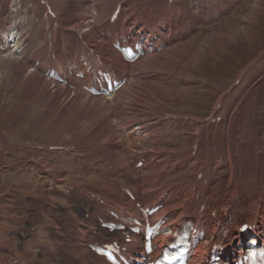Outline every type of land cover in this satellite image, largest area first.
I'll list each match as a JSON object with an SVG mask.
<instances>
[{
  "label": "rangeland",
  "instance_id": "rangeland-1",
  "mask_svg": "<svg viewBox=\"0 0 264 264\" xmlns=\"http://www.w3.org/2000/svg\"><path fill=\"white\" fill-rule=\"evenodd\" d=\"M46 1L60 16L70 0ZM78 1L82 3V0ZM83 1L87 3L85 8L88 11V20L92 21L95 6L101 0ZM129 1L127 7H122L120 13L122 20L127 19L145 2ZM189 1L190 7L197 3L198 9L203 10L206 0ZM229 1L232 4L230 11L232 14L229 13L226 20L199 23L192 42L176 49L175 52L180 55L178 60L181 67L177 65L173 69L170 65L169 67L165 65L166 67L161 66L160 73L159 71L146 73V76L157 77L152 80V83H158L157 86L149 85L150 88H154L151 90L154 92L152 96L147 91L149 88L145 80L151 82L147 77L138 79L135 88H126L123 95L120 94L123 111L138 112L136 114L143 120L142 122L145 121V125H150L156 122L157 118L172 113L206 118L216 108L217 98L225 92H230L223 101L224 108L219 124L221 130L227 127L228 116L241 105L243 99L253 89L264 83V0ZM108 2L112 4L113 0ZM193 9L195 10V7ZM33 11L38 13L39 17L43 15V19L47 20L38 0H0V264H66L67 252L62 251L58 245L59 237H66L61 230V222L69 225L74 219L75 223L83 221L82 226H86L83 217H88V213L93 212L94 208L86 204L89 196L86 197L87 192L83 189L84 180L90 178L94 181L96 177L94 171L87 170L99 168L108 170L105 161L100 162L102 158L105 159L104 151L113 142L125 143L127 139L122 129L124 124L112 120L110 123L114 125L111 124L113 125L111 139L105 137L97 141L96 136L91 137L93 127L88 123L82 126L67 117L52 116L50 109L29 96L23 76L10 58L15 57L19 63L29 65V71L37 73L32 69L34 64L28 63L34 61L35 55L32 56V50L19 55L13 50L16 42L7 44L2 39V34L7 28L15 26L19 35L15 37L17 45L36 44V53L40 49L39 54H46L42 49V43H46L49 30L42 22L33 18ZM110 13L109 10L103 14L101 20H106V15L109 17ZM78 15L83 18V4L76 13V16ZM48 17L52 21V18ZM55 19L59 21L58 18ZM55 19L53 18V21ZM83 22L84 19L80 20L81 24ZM80 23L58 25L66 29L71 28L70 32L74 36L80 33L85 37L84 28L82 31L79 30ZM98 24L99 21L96 25ZM58 25L53 24L50 29L53 43L60 42L64 36V33L57 30ZM159 61L162 64L161 58ZM246 68V74L239 80L238 77ZM230 87H234L233 90H229ZM113 102H109L111 106ZM200 123L201 121H197L178 128L186 133L179 135L176 153L182 155L185 152H192L191 146L197 141L195 130L204 128V124L201 127ZM148 134L151 132L139 135L141 139H135L126 146L130 154L133 151L153 150ZM49 146H58L60 149L49 150L47 149ZM256 148L264 150V140L257 141ZM219 155L213 161L215 165L220 166L222 157L227 155L225 151H219ZM162 159L165 160V156L162 155ZM225 164L227 165L228 161ZM168 165L170 162L164 163L163 169H169ZM194 173L195 171L191 173L188 167L178 173L170 183L184 181ZM223 173H228V168ZM259 181L261 179L256 176L252 184L255 185ZM178 188L181 189L182 186ZM221 195V204H224L227 195L225 193ZM42 202L46 203L51 212L47 210L43 216L37 217L32 214V210ZM58 218H61V221ZM91 226L96 225L93 223ZM60 253L64 254V259ZM201 254H196V263L202 261Z\"/></svg>",
  "mask_w": 264,
  "mask_h": 264
},
{
  "label": "bare ground",
  "instance_id": "bare-ground-1",
  "mask_svg": "<svg viewBox=\"0 0 264 264\" xmlns=\"http://www.w3.org/2000/svg\"><path fill=\"white\" fill-rule=\"evenodd\" d=\"M146 1L143 7L138 8L134 13V21H129V19L124 22L115 20L113 23H109L108 19L102 25L104 29L120 32L123 29L128 30L129 28L141 26V28L144 27L152 31L154 33L153 35H159L161 32L160 30H169L173 29L174 26H179V32L176 33L173 40L167 43L165 49L159 51V53H153L142 59H137L134 63L129 65L123 62L119 54L111 48L106 49L108 56L115 63L113 69L116 73L125 71L127 75H131L130 77H133L135 72L139 74L136 78H132V85H136L138 79H145L147 72L154 71L156 73L159 71L160 73L161 66L169 67L170 65L173 69L177 67V65L180 64L178 60L180 59V55L179 53L177 55L175 51L184 44L192 42L195 36L194 32L198 31V23L213 22L216 18L223 22L227 19L232 10V4L229 0H206L203 4L204 9L201 10L198 9V7L196 11L191 9L189 0H172V2H168V0ZM129 2V0H125L124 4L128 5ZM117 3L118 1L110 4L108 0H101L95 6L93 21L98 22L102 18L101 16L109 10L112 13ZM82 4L83 18L79 15L76 16ZM85 5H87V3L83 0L82 3L78 0L68 1L67 6L62 10L63 12L60 10L61 15L58 17L60 24L80 23V20L84 19V22L79 24V28L85 29L90 22L88 20V11ZM195 5L197 6V3H195ZM231 14L232 12L230 15ZM48 16L49 15L45 13V18L47 20L44 19V22L50 26V22L53 21V18L51 21ZM13 29L14 27L7 28L5 33L2 34V38L7 40L8 37L11 36ZM58 31L65 33L63 42H55L52 44L51 48L48 46V43H42L44 51L50 53V51L53 50L55 57L54 60H51L50 56L41 55V66L37 67L38 71L41 70L43 72L49 68L55 67H48L49 65H57L59 68L67 67L65 63L70 60L74 61L71 64L79 66L76 60L78 58L84 60L85 55V59L91 62L90 57H87L88 53L82 48L81 41L70 33L69 28H58ZM147 37V41H154L152 36L147 35ZM15 46L21 47L18 52L19 55H23L26 51L32 50V56L35 55L34 60H37L40 56L39 53H36V44L17 45L16 42ZM196 52L198 53V50ZM14 53L15 52H13V54ZM159 58H161L165 64L163 62L160 64ZM10 60L21 72L29 96H32L39 104L50 109V114L52 116L67 117L71 119L70 121L81 124L82 126H86L88 123L93 127L91 137L96 136L95 140L97 141H101V139L105 137L111 139L112 126L114 125L110 123L112 120L124 124L122 129L128 138L127 142L124 144L131 143V141L138 138L137 135L141 133L145 134L146 132H151L149 140L152 143V149L155 150V153L161 154V156L165 155V161L171 162V169L169 170H161L158 165L159 163L151 167H146L145 163L141 168L135 167V162L145 155L136 152V161L130 164L125 156L124 144L113 142L110 145L108 144L109 146L104 151L105 159L102 158V161H100H105L109 169L103 170L99 168L87 170V172L94 171L96 177L94 181L86 180L83 189H94L102 198L104 197L112 200L116 206H129L132 208V213L137 214L133 206L134 201L132 202L127 198L124 192L121 191L120 183H123L122 186L130 187L133 195L136 197V201L142 204H150L156 201L159 198L158 194L163 192H159V190L166 186V182H169V185L173 189L177 188L179 184H183L186 188L180 192L178 200L166 196L165 206L159 211L158 215L167 213L171 217H179L186 211L193 210L198 202L203 200L206 196L209 197L208 207L216 211L219 210L223 214L225 212L224 206H226L231 199L236 198L237 201L233 202V204L231 203L232 208L236 211L235 226L232 234L238 240V244L233 245L232 240H230L228 245H233L234 248L240 247L245 237L253 233L255 234V230L258 235L264 236V150L256 148L257 141L260 142L264 140V132H262V126L264 124V83L253 89L251 93L243 99L241 105L237 106L233 113L228 116L226 128L222 130L219 128L221 121L207 122L203 129L196 128L195 135L197 136V146L194 149V153L185 152L180 155L176 153L177 150L175 148L179 144V135L185 134L186 132L184 133L178 130V128L180 126H188L193 122L197 123V121L201 120L193 119L192 117L187 121L178 118H168L165 120L161 119V121L157 123L145 125V121L142 122L143 120L136 114L138 112L127 113L123 111L124 106L121 108L122 100L120 95L115 99L118 103H114V107L111 108L103 97H88L80 91H71L57 83L53 84V82L42 77L40 74L29 71V65L19 63L15 57H11ZM79 67H81V71L84 73L85 66ZM179 67H181V65H179ZM246 71L247 68L242 71L238 77L239 80L246 74ZM179 72L177 73L179 74ZM87 76L88 74L85 73V77ZM149 78L151 82L145 80L147 82L145 83L148 84V94L152 96V93H154L151 91L154 89L152 87H156L158 83H152V80L157 79V77L152 76ZM73 79L76 82L80 81L74 77ZM139 84L140 82L138 85ZM149 85H152V89ZM233 88L234 87H230L229 90H233ZM123 89L124 87L119 89L116 94L121 93ZM228 94H230V92H225L220 98L219 104L221 105L217 110V113L220 115L222 114V108H224L223 101ZM133 97L134 96H132V98ZM111 124L113 125L111 126ZM219 151H225L227 155L222 157L220 166L215 165L213 161L214 158L220 156ZM167 153L171 154L168 155ZM226 161H228L227 165L225 164ZM188 167L191 173L195 171L193 175H190L184 181L170 183L178 173L184 171ZM226 168H228V173H223ZM139 173H141V176H138ZM198 173H200L199 178L196 176ZM256 176H258L261 181L253 185V179L256 178ZM223 177H226V179H220ZM224 182L227 183L223 185ZM197 190L199 192V198L191 201L189 200L185 205H182L186 197H189L193 191L197 192ZM223 193L227 195V198L224 204H221V194ZM92 202L93 200L91 198L87 199V203ZM92 205L94 211L89 213L88 219H85L87 225L93 223L95 214L101 216L105 215L104 204L96 200ZM47 210L51 212V209L47 207L46 203L42 202V204L33 207L32 214L37 217L43 216ZM58 219L60 220L61 218ZM78 222L79 223H75L74 219L71 220L69 225L61 222V230L64 231L66 237H59L58 245H60L62 251L67 252L68 261L66 264H107L104 259L93 255L90 250H88L87 245L83 243L84 241L93 243L92 240L96 237L92 235L90 231L88 232L80 221ZM98 239H102L101 233L98 235ZM133 249L134 248L129 249L128 252L133 251ZM203 249L204 245L199 244L196 248V252L201 254ZM72 258L74 261H71ZM91 258L95 259L96 263L93 262Z\"/></svg>",
  "mask_w": 264,
  "mask_h": 264
}]
</instances>
